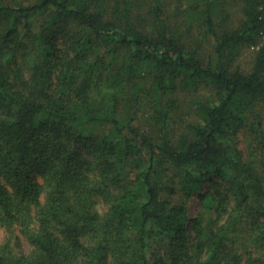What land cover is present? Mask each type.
Segmentation results:
<instances>
[{"label":"trees","instance_id":"obj_1","mask_svg":"<svg viewBox=\"0 0 264 264\" xmlns=\"http://www.w3.org/2000/svg\"><path fill=\"white\" fill-rule=\"evenodd\" d=\"M263 37L264 0H0V264H264Z\"/></svg>","mask_w":264,"mask_h":264},{"label":"rangeland","instance_id":"obj_2","mask_svg":"<svg viewBox=\"0 0 264 264\" xmlns=\"http://www.w3.org/2000/svg\"><path fill=\"white\" fill-rule=\"evenodd\" d=\"M238 14H234L233 16L236 17ZM262 42L264 43V37L262 38ZM206 48H208V46H206ZM254 48L253 47H249V48H245L241 55L238 57V62L245 68H248V66H250V62H251V58L253 56V53H254ZM190 99H189V95L187 94V101H185L184 105H185V110L189 111L190 112V109L188 108V103H189ZM186 112V111H185ZM197 207H198V199H193L190 204H189V216L190 218L193 217L196 213V210H197ZM97 208L100 210V211H104L105 210V205L99 201L98 205H97ZM6 237V232L4 230V228L0 227V241L2 239H4ZM23 247L25 250H27V246L26 244L24 243L23 244Z\"/></svg>","mask_w":264,"mask_h":264}]
</instances>
